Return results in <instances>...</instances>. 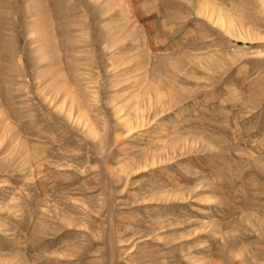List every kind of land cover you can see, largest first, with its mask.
Masks as SVG:
<instances>
[{
    "label": "rangeland",
    "instance_id": "rangeland-1",
    "mask_svg": "<svg viewBox=\"0 0 264 264\" xmlns=\"http://www.w3.org/2000/svg\"><path fill=\"white\" fill-rule=\"evenodd\" d=\"M0 264H264V0H0Z\"/></svg>",
    "mask_w": 264,
    "mask_h": 264
}]
</instances>
